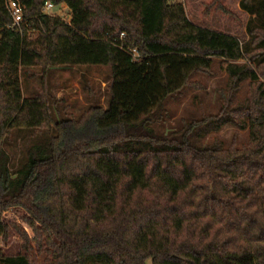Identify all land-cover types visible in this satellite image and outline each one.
<instances>
[{
  "label": "trees",
  "instance_id": "trees-1",
  "mask_svg": "<svg viewBox=\"0 0 264 264\" xmlns=\"http://www.w3.org/2000/svg\"><path fill=\"white\" fill-rule=\"evenodd\" d=\"M179 1L19 0L13 29L0 0V264H30L3 253L11 210L33 233L16 227L23 248L45 250L46 264H264V28L243 43L191 23ZM47 3L66 5L70 21L45 14ZM214 5L232 15L205 1L203 21ZM240 8L257 18L264 1ZM217 59L229 78L220 113L158 134L168 99ZM81 66L110 68L106 109L54 123L48 94L23 97V72ZM53 125L12 172L7 136ZM225 127L247 131V143L204 144Z\"/></svg>",
  "mask_w": 264,
  "mask_h": 264
},
{
  "label": "rangeland",
  "instance_id": "rangeland-1",
  "mask_svg": "<svg viewBox=\"0 0 264 264\" xmlns=\"http://www.w3.org/2000/svg\"><path fill=\"white\" fill-rule=\"evenodd\" d=\"M212 0H180L179 3L185 8L189 21L201 27L213 31H219L236 36L243 43H250L251 36L249 27L264 28V12L260 16H251L240 8L242 0H221L229 11L230 17L212 8V14L204 21L201 17V4ZM262 2L264 0H256ZM52 17L60 18L69 22V9L66 5H60L57 10L51 12ZM252 50L255 47H251ZM245 63L244 61L238 62ZM111 70L102 66L81 67H55L46 74L41 67H34L21 75V86L24 98H33L46 94L51 106V116L54 123L62 119L78 120L82 114L92 106L106 109L110 96L108 84ZM191 86L181 93L174 95L166 102V116L154 130L160 135L176 132L182 128L183 123L199 121L207 116H216L220 113L223 101L221 91L228 88V74L221 68L220 61H214L211 75L196 74L191 78ZM249 95V81L241 85V90L235 97L233 104L243 102ZM54 125L49 129L38 130H15L12 131L4 142V149L11 157V170H19L27 161L26 149L40 141H47L55 135ZM215 140L228 147L234 143L237 148L247 143L248 132L240 131L233 127H225L219 133H212L204 139V144L210 145ZM24 213L11 210L5 213L3 220L10 228L9 238L1 246L5 256H27L30 264H46L49 259L48 253L38 251L33 247L27 252L17 235L16 227L23 230L28 237H33L32 231L23 221Z\"/></svg>",
  "mask_w": 264,
  "mask_h": 264
},
{
  "label": "built area",
  "instance_id": "built-area-1",
  "mask_svg": "<svg viewBox=\"0 0 264 264\" xmlns=\"http://www.w3.org/2000/svg\"><path fill=\"white\" fill-rule=\"evenodd\" d=\"M6 8L10 14L11 17V28L13 29H20L21 25L24 23L23 13L24 8L19 2V0H6ZM57 10V6L47 3L44 7V13L47 15H51V12H54ZM124 35H121V38H123ZM133 55L136 56V51H133Z\"/></svg>",
  "mask_w": 264,
  "mask_h": 264
}]
</instances>
